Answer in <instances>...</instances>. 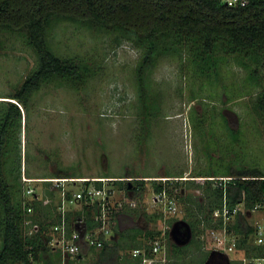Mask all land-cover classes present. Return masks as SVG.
Segmentation results:
<instances>
[{
	"label": "trees",
	"instance_id": "obj_1",
	"mask_svg": "<svg viewBox=\"0 0 264 264\" xmlns=\"http://www.w3.org/2000/svg\"><path fill=\"white\" fill-rule=\"evenodd\" d=\"M55 21H69L114 34V41L118 42L123 38L139 51L140 57L135 67L136 96L139 110L147 112L145 118L158 109L150 102L148 72L156 65L158 56L180 55L185 50L187 55L180 62H187L184 66L190 74L206 76L209 86L213 79L220 75L225 76L220 67L227 63L230 56H235L238 66L245 71L244 83H248L250 89L232 92L229 86L228 97L250 93L251 87L255 88L258 84L259 89L251 95L254 97L247 104L248 111L241 125H252L256 133V118L264 122V0H250L245 6H227L219 0H0V34L23 36L26 46L34 54L35 61L34 67L19 88L4 96L12 100H2L3 103H0L4 104L0 105V264H63L64 260L59 251L50 249L42 239L41 232L56 220L52 204L54 193L48 190L50 183L41 181L46 185L47 196H50L49 207L40 201L28 203L25 200L27 195H16L19 161L15 163V170H8L12 154L15 155L18 151L15 141L21 121L19 106L27 111L32 95L42 85L50 82L65 84L76 90L92 78L99 67L98 53L94 55L87 51L83 55L81 52L65 55V51L61 53L52 46L54 41L49 39V30ZM164 39L168 40L169 45L160 46V41ZM0 46H3L1 38ZM261 70L263 78L259 79ZM199 92L194 88L191 91L193 95H211ZM211 96L215 98L214 95ZM221 115L225 124L222 127L237 134V130L230 128L226 118ZM146 123L147 121H143L142 128L147 133V139L151 132L149 133ZM192 126L196 127L195 124ZM256 135L259 136L257 133ZM230 141L239 145L237 135ZM233 163L234 166L232 162L225 163V169L194 170V174L186 176V179H181L184 176L177 171L168 172L165 177L169 179L165 182L142 179L152 177L148 175L128 182L116 180L113 184L122 185L125 192L132 191L133 198L143 189L146 181L151 182V188L155 192L166 189L172 193L173 190H178L175 193L176 200H184L186 204L182 220L189 224L192 232L187 245H194L195 248H200L199 236L204 231L223 226L221 218L212 216L214 209L219 208L224 201L229 207L242 203L251 214V222L238 211L235 218L225 223L227 229L236 235L237 252L241 251L246 256L263 255L264 246L256 241L255 220L258 218L262 222L264 216V165L257 159L241 163L237 158ZM7 171L13 174L9 175ZM71 177L80 176L73 175L69 169L57 167L49 175L38 178ZM196 178L204 179L199 183L195 181ZM96 185L100 186L101 182H96ZM193 189L198 191V195L188 193ZM257 205L260 208L255 210ZM28 208L31 211L28 212ZM118 209L116 215H119V221L113 226L114 235L100 248L99 260L106 264H116L122 258L121 264H141V256L123 257L118 254L119 249L146 246L145 250L148 251V239L161 235L157 224L162 215L157 212L147 213L145 208L142 210L140 206H130L128 203L122 204ZM89 213L86 214L87 221L91 219ZM79 214L75 212L74 215ZM132 214L152 227L120 229L121 217ZM74 215H71L72 220L76 219ZM174 221L176 219L167 221V226ZM34 225L39 229L27 234ZM168 236L166 229L162 237L172 253L165 255L166 264H190L198 257L200 259L197 263L202 264L207 258L209 251L188 259V262L184 261L186 255L182 254L188 251L187 246L176 245ZM253 240L255 243H252ZM68 260L69 257L65 259L67 264ZM229 261L230 264H242L236 259Z\"/></svg>",
	"mask_w": 264,
	"mask_h": 264
},
{
	"label": "rangeland",
	"instance_id": "obj_2",
	"mask_svg": "<svg viewBox=\"0 0 264 264\" xmlns=\"http://www.w3.org/2000/svg\"><path fill=\"white\" fill-rule=\"evenodd\" d=\"M49 37L50 41H54L52 46L61 53L65 51V55H72L74 52H81L83 55L87 51L94 55L98 53L99 67L96 68L95 75L76 90L65 84L50 82L42 85L32 95L27 111L19 106L21 121L15 141L18 151L15 155L12 154L8 170H15V163L19 161L16 195L26 196L25 190L28 187H33L36 192L32 197H25L28 203L40 201L49 207L50 196L45 192L46 185L41 181L37 182V179L49 175L57 167L69 169L73 175L80 177L107 175L134 178L150 175L165 178L168 172L178 171L186 177L200 168L225 169V163L232 162L234 166L233 161L237 158L241 163L257 159L264 165L263 120L256 118L258 122L254 123L258 126L256 133L259 136L252 125H241L248 111L247 104L254 97L251 95L259 89V85L251 87L250 93L228 97L229 86L232 92L250 89L248 83H244L245 71L238 66L235 56H230L227 63L220 67L225 76L213 79L210 86L206 76L190 74L184 66L187 62H180L187 55L185 50L180 55L158 56L156 65L148 72V93L150 102L159 110L156 109L155 113L145 118L147 112L139 110L136 96L135 67L140 53L135 47L123 38L118 42L114 41V34L69 21L52 23ZM0 38L3 41V46H0V103H3L2 100H12L4 96L19 88L34 67L35 61L23 36L1 33ZM159 45L167 46L169 42L164 39ZM262 78L261 70L259 79ZM193 88L197 92L210 93L215 98L209 94L193 95ZM152 105L150 108H153ZM220 113L226 118L230 128L237 130V134L222 127L225 124ZM143 121H147L146 127L151 132L147 139V133L142 128ZM198 123L200 126H197ZM194 124L196 127L192 126ZM235 135L239 145L230 141ZM23 175L31 181L23 182ZM203 179L196 178L195 181L201 183ZM113 186L116 199H132V191L125 192L122 185ZM152 191L151 182L146 181L143 189L136 195L139 200L136 205L144 206L147 213L158 212L160 209L153 200ZM177 191L173 190L175 193ZM197 192L194 189L188 191L195 196L198 195ZM52 196L56 197L57 194ZM176 201L177 211L169 214L168 221L183 218L186 204L184 200ZM240 212L251 222V214L247 209L242 207ZM132 215L121 217V229L145 227L146 221ZM255 221L259 219L256 218ZM206 237L204 231L199 236L200 251L194 252L208 250L204 240ZM153 240L147 241L148 251L145 250L146 246L140 249L148 253ZM252 243H255L254 240ZM161 244L164 246V242ZM186 249L190 254L186 255L188 259L194 255V245H189ZM121 251V256L130 255L131 249ZM239 254L242 255L241 251L231 254V257L236 258ZM78 258L79 255H75L69 257L68 261H72L71 264H96L98 261L95 252L84 255L81 260ZM120 261L116 264H121Z\"/></svg>",
	"mask_w": 264,
	"mask_h": 264
},
{
	"label": "built area",
	"instance_id": "obj_3",
	"mask_svg": "<svg viewBox=\"0 0 264 264\" xmlns=\"http://www.w3.org/2000/svg\"><path fill=\"white\" fill-rule=\"evenodd\" d=\"M219 1L227 6H245L250 0ZM134 179L136 178L71 177L37 179V181H48L50 183L48 190L57 194L56 197L52 198L56 220L41 233L44 243L50 249L57 250L63 255V264H65L67 257L79 255L82 249H100L112 238L114 235L113 226L118 224L117 221H119V215H116L117 210H119L118 208L126 203L130 206L139 204V200L133 197L127 201L116 199L113 181L128 182ZM165 179L160 177L155 178V180L162 182ZM22 181L29 182L31 180L23 175ZM98 181L101 182L100 186L96 185ZM25 193L30 197L36 195L33 187H28ZM152 193L155 204L158 208L160 207L158 213L162 215V218L158 221V229L161 231V236L153 240L148 253L143 249L134 248L130 251V255L135 257L141 256V264H166L167 259L163 254L165 244L164 246L161 244L164 242L162 236L167 229L166 220L169 214H174L177 211V197L175 192L169 193L166 189H163L161 192L152 191ZM140 207L143 208L142 205ZM242 207V203L229 207L224 201L219 208L213 210L212 216L214 218H221L223 226L207 229V237L205 238L206 247L210 252L226 256L229 260L232 258L231 254L237 253L236 235L227 229L225 223L235 218L237 212L241 211ZM259 208L260 206L257 205L254 209L257 210ZM27 211H31V208H28ZM75 212H79L80 214L75 216ZM87 213L91 215V219L88 221ZM71 215H74L76 219L72 220ZM260 221L255 222L257 224L256 241L258 244H263L264 246V216L263 221ZM119 227H121L120 224ZM38 229L39 227L34 225L27 234H32ZM161 251L162 255H160ZM237 259L242 264H264V254L259 256L239 255Z\"/></svg>",
	"mask_w": 264,
	"mask_h": 264
},
{
	"label": "water",
	"instance_id": "obj_4",
	"mask_svg": "<svg viewBox=\"0 0 264 264\" xmlns=\"http://www.w3.org/2000/svg\"><path fill=\"white\" fill-rule=\"evenodd\" d=\"M131 185H129V188ZM169 237L172 241H174L178 245H182L186 243L190 237H191V229L189 227V224L184 220H177L175 221L169 231ZM214 252H211L207 259V261L204 264H209L211 259L214 256ZM226 261H229L226 256H224Z\"/></svg>",
	"mask_w": 264,
	"mask_h": 264
},
{
	"label": "crops",
	"instance_id": "obj_5",
	"mask_svg": "<svg viewBox=\"0 0 264 264\" xmlns=\"http://www.w3.org/2000/svg\"><path fill=\"white\" fill-rule=\"evenodd\" d=\"M147 225H148V224H146L145 227L142 228V229L149 228L150 225H148V226H147ZM189 227H190V226H189ZM135 228H137V227H135ZM120 229H121V227H120ZM190 229H191V228H190ZM191 236H192V232H191ZM190 239H191V237H190ZM190 239H189L186 243H184V244H182V245H179V246H183V247H184V246H187V247H188L187 244H188V242L190 241ZM204 240L206 241V239H204ZM171 241H172V240H171ZM172 242L175 243L174 241H172ZM175 244H176V243H175ZM176 245H178V244H176ZM167 246H168V245L165 246V248H164V253H163V254H164V255H172L171 251L169 250V248H168ZM187 247H186V248H187ZM132 248L134 249V247H131L130 249L132 250ZM194 248H195V247H194ZM206 248H207V247H206ZM122 249H123V248H122ZM122 249H121V247H120L119 252H118L119 255H122V251H121ZM198 249H199V248H195V249L193 250V252H194V251L197 252ZM183 250H185V249L183 248ZM99 251H100V249H95V248L88 249V248H84V249L82 250V252L79 254V255H81V256H80L78 259L81 260V258H82L84 255H90V254L93 253V252H95L96 255H101ZM198 251H200V250H198ZM207 251H209V250H207ZM185 252H186V253H185ZM196 252H194V253H193L194 255H191L190 258L198 257L199 255H202V254H203V252H201V253H200V252H199V253H196ZM118 254H117V255H118ZM209 254H210V251H209L208 255H209ZM236 254H237V253H236ZM82 255H83V256H82ZM182 255H190V254H189V251H184ZM190 258H188V259H190ZM188 259H186V256L184 257V261H187V262H188ZM199 259H200V257L196 258V259H195L196 261L191 262L190 264H198L197 261H199ZM231 259H237V257H236V258H231ZM82 260H83V259H82ZM71 262H72V261H70L69 264H71ZM182 262H183V261H182ZM99 263H100V264H104L105 262H103V261L100 262L99 257H98V261H97L96 264H99ZM184 264H185V263H184Z\"/></svg>",
	"mask_w": 264,
	"mask_h": 264
},
{
	"label": "flooded vegetation",
	"instance_id": "obj_6",
	"mask_svg": "<svg viewBox=\"0 0 264 264\" xmlns=\"http://www.w3.org/2000/svg\"><path fill=\"white\" fill-rule=\"evenodd\" d=\"M209 256L210 255H207V258L202 264H204L207 261ZM209 264H230V261H226L223 255L215 253Z\"/></svg>",
	"mask_w": 264,
	"mask_h": 264
},
{
	"label": "clouds",
	"instance_id": "obj_7",
	"mask_svg": "<svg viewBox=\"0 0 264 264\" xmlns=\"http://www.w3.org/2000/svg\"><path fill=\"white\" fill-rule=\"evenodd\" d=\"M131 178V177H130ZM134 178H136V179H141V178H139V177H134ZM155 178H157V177H145V178H142V179H145V180H155ZM166 179H165V181L167 180V179H169V178H167V177H165ZM172 179H177V178H172ZM181 179H186V177H182ZM164 181V182H165ZM144 209V206H143V208H142V210ZM145 211L147 212V209L145 208ZM155 212V211H154ZM158 213V212H157ZM180 220H182V219H180ZM167 221H168V219L166 220V224H167ZM176 221H177V219H176ZM175 222V221H174ZM174 222H172L171 223V225L170 226H167V229H168V235H169V231H170V228H171V226H172V224L174 223ZM157 227H158V224H157ZM161 236V235H160ZM159 236V237H160ZM159 237H156V238H159ZM169 237V236H168ZM163 238V237H162ZM164 239V238H163ZM169 239L171 240V238L169 237ZM164 241V244L166 243V240H163ZM165 246H166V244H165ZM165 246H164V248H165ZM235 258V257H234ZM229 260V259H228ZM236 260H238V259H236Z\"/></svg>",
	"mask_w": 264,
	"mask_h": 264
}]
</instances>
